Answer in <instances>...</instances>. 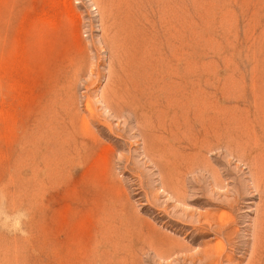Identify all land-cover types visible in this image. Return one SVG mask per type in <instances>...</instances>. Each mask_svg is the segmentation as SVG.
<instances>
[{"label":"rangeland","instance_id":"1","mask_svg":"<svg viewBox=\"0 0 264 264\" xmlns=\"http://www.w3.org/2000/svg\"><path fill=\"white\" fill-rule=\"evenodd\" d=\"M0 264H264V0H0Z\"/></svg>","mask_w":264,"mask_h":264}]
</instances>
